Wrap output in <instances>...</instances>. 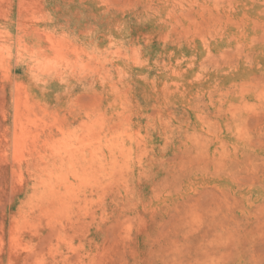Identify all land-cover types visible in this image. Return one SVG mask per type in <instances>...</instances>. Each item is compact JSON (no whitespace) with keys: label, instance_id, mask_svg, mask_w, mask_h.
<instances>
[{"label":"rangeland","instance_id":"1","mask_svg":"<svg viewBox=\"0 0 264 264\" xmlns=\"http://www.w3.org/2000/svg\"><path fill=\"white\" fill-rule=\"evenodd\" d=\"M0 264H264V0H0Z\"/></svg>","mask_w":264,"mask_h":264}]
</instances>
